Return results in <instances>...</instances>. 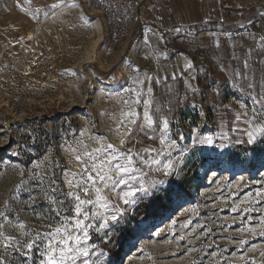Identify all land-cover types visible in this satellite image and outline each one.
Masks as SVG:
<instances>
[{"label": "rangeland", "instance_id": "374dc122", "mask_svg": "<svg viewBox=\"0 0 264 264\" xmlns=\"http://www.w3.org/2000/svg\"><path fill=\"white\" fill-rule=\"evenodd\" d=\"M54 3L0 0V232L12 238L0 236L4 264H35L25 246L55 215L46 192L68 191L65 172L77 170L69 148L94 147L93 137L119 146L123 101L136 99L128 90L148 88L176 141L174 168L149 172L151 194L120 204L127 210L110 236L91 233L101 264H264V137L249 144L236 119L264 92V0H219L217 20L182 34L136 24L115 44L78 2ZM133 145L160 147L139 130Z\"/></svg>", "mask_w": 264, "mask_h": 264}, {"label": "snow or ice", "instance_id": "6c2138e0", "mask_svg": "<svg viewBox=\"0 0 264 264\" xmlns=\"http://www.w3.org/2000/svg\"><path fill=\"white\" fill-rule=\"evenodd\" d=\"M60 3H63V0H58V3L50 7L57 8ZM39 11L41 9L38 8L30 14L36 15ZM176 31L179 32L180 29ZM187 67H191V64ZM128 91L134 92L136 99L123 101L128 110H121L120 119L116 121L114 130V134L123 130L119 146L106 143L104 137H93L91 139L94 147L89 148L80 140L78 149L69 148L77 163V170L65 172V185L68 191L52 187L46 192L49 203L54 205L52 211L55 215L51 223L42 225L48 230L36 233L25 246L28 254H31L33 249L36 250L35 264H101V258L106 254L104 252L98 254L97 245L89 243L91 233L104 231L105 237L110 236L109 228L117 224L123 216V211L127 210H122L120 204L131 206L151 194L150 190L156 182H146L145 178L149 172L169 175L173 171L171 150L176 148V141L169 136V121L160 120L154 115L158 109H154L150 98L152 89L148 88L147 94L134 89ZM145 95L148 98L142 99ZM251 103L253 106L250 111L236 115L238 121L243 118L248 126L246 135L249 144L258 137H264V92L252 96ZM133 105H141L142 113H137ZM241 107L246 108V105ZM136 130L149 140L158 139L160 147L155 148L151 145L139 149L135 145L127 147ZM150 132H159V136L149 135ZM85 134L83 131L80 133L81 137ZM200 142L212 141L211 138L205 137ZM51 184L55 185L56 181L52 180ZM61 196L63 199L59 198ZM117 200L119 204L114 203ZM3 215V212H0V216ZM19 227L25 226L20 224ZM0 236H4L5 241L12 239L3 232H0ZM3 246L7 249L11 244L5 242ZM0 264H4L2 259Z\"/></svg>", "mask_w": 264, "mask_h": 264}, {"label": "crops", "instance_id": "0c3cea01", "mask_svg": "<svg viewBox=\"0 0 264 264\" xmlns=\"http://www.w3.org/2000/svg\"><path fill=\"white\" fill-rule=\"evenodd\" d=\"M219 0H138L142 27L156 33L179 34L203 23L217 20ZM187 34V33H185ZM184 57H187L184 54Z\"/></svg>", "mask_w": 264, "mask_h": 264}, {"label": "built area", "instance_id": "2783aa9c", "mask_svg": "<svg viewBox=\"0 0 264 264\" xmlns=\"http://www.w3.org/2000/svg\"><path fill=\"white\" fill-rule=\"evenodd\" d=\"M90 15L102 19L110 43H119L134 25H142L138 0H75Z\"/></svg>", "mask_w": 264, "mask_h": 264}]
</instances>
